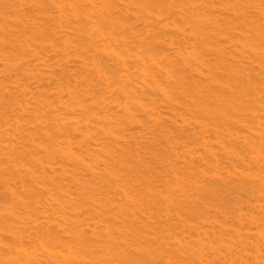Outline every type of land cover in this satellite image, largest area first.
<instances>
[{
    "label": "bare ground",
    "instance_id": "bare-ground-1",
    "mask_svg": "<svg viewBox=\"0 0 264 264\" xmlns=\"http://www.w3.org/2000/svg\"><path fill=\"white\" fill-rule=\"evenodd\" d=\"M0 264H264V0H0Z\"/></svg>",
    "mask_w": 264,
    "mask_h": 264
}]
</instances>
